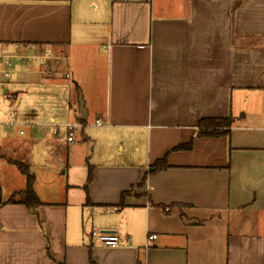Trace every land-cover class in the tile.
I'll return each instance as SVG.
<instances>
[{
  "label": "crops",
  "instance_id": "0c3cea01",
  "mask_svg": "<svg viewBox=\"0 0 264 264\" xmlns=\"http://www.w3.org/2000/svg\"><path fill=\"white\" fill-rule=\"evenodd\" d=\"M21 52L43 59L10 82H49L43 120L0 111V264H264V0H0V56ZM227 117L229 136L196 137ZM11 161L33 169L35 208L5 203L26 188Z\"/></svg>",
  "mask_w": 264,
  "mask_h": 264
},
{
  "label": "rangeland",
  "instance_id": "374dc122",
  "mask_svg": "<svg viewBox=\"0 0 264 264\" xmlns=\"http://www.w3.org/2000/svg\"><path fill=\"white\" fill-rule=\"evenodd\" d=\"M10 79L11 78L6 79V81H7L6 82V81H3L0 78V81H2L3 83L5 82V84H7V85H9V84H15V85L18 84L19 98L18 99H12V98H8V97H0V111L2 112V114L9 116L11 111H17L20 114L27 113V112H24V111L27 110V107L31 106L32 109H35V113H34V115L32 113L31 114L28 113V114H30V116L33 117V118L35 116V118L37 120H39V121L43 120L44 111H43V94H42V92H43V88L45 87L44 84L49 82V81H47L48 79H46V78L33 79V80H31V79H29V80L22 79V80H20V81H18L16 83L15 82L14 83L10 82L11 81ZM75 107H77V106H75ZM77 109H79V107H77ZM70 115L72 116V113H70ZM88 122H90L89 119L85 123H88ZM74 138H75V142H74L75 146H74V148L79 152V155H80V152L83 149L86 152H88V153L92 151V147L94 146L93 143H88L87 141L85 142V139H83V137H81L80 134L77 133V132L75 133V137ZM60 146L63 149L62 144ZM71 148L72 147H69V149H71ZM145 154H146L145 151L144 152H140V155H145ZM79 155L77 157H75V156L73 157L72 161L74 163L79 158ZM115 156H119L120 157V153H116ZM36 159L38 161H43V157H41V156L36 157ZM35 167H37V166H35ZM31 170H33V169H31ZM78 173H79V170H77V178H78V175H79ZM71 174H72V171L69 172V175L67 177L69 182L72 181ZM57 184L58 183L54 182L52 185L55 186L56 188H58ZM37 187L40 190L45 191V190H48L49 185L47 184L46 179H41V181L37 183ZM52 190H55V189H52ZM76 195H77V193H70V199L71 200L72 199L76 200Z\"/></svg>",
  "mask_w": 264,
  "mask_h": 264
},
{
  "label": "trees",
  "instance_id": "16d2710c",
  "mask_svg": "<svg viewBox=\"0 0 264 264\" xmlns=\"http://www.w3.org/2000/svg\"><path fill=\"white\" fill-rule=\"evenodd\" d=\"M234 119L232 117L227 118H202L197 122L196 128L197 133L196 137L202 138V137H223V136H229L231 127L233 126ZM193 146V142L187 144V145H181L175 148V150H182V149H191ZM12 164H14L19 172L26 177V188L24 191L16 192L11 195V197L5 202V203H17L16 197L20 196L23 198L21 202L25 204L27 207L35 208L39 204V200L34 192V182H35V175L31 171L30 166L16 161H11ZM167 167L166 157L160 160H157L153 166L150 169V172L156 173L158 171H161ZM92 179V174L90 173L86 184L84 188L87 190L88 184L90 183ZM144 183V180L141 184H139V187H142ZM129 192H124L122 194L123 200L125 196ZM3 203L2 200V193L0 190V204ZM91 264H94V262L91 260Z\"/></svg>",
  "mask_w": 264,
  "mask_h": 264
},
{
  "label": "built area",
  "instance_id": "2783aa9c",
  "mask_svg": "<svg viewBox=\"0 0 264 264\" xmlns=\"http://www.w3.org/2000/svg\"><path fill=\"white\" fill-rule=\"evenodd\" d=\"M49 58V54L46 56V59ZM36 60V61H42L43 57L42 56H38V55H30L24 52H21L18 55H12V56H7V57H3L0 56V65L5 64L6 68H3L0 70V74L2 75L3 78H9L12 75H14L15 73V66L16 64H20V63H26L28 60ZM50 73V72H49ZM51 76V73L49 74ZM54 76H58L60 75L59 72H54L53 73ZM11 122L6 124V125H2V127L6 128V127H12L14 125H16L14 123V118L15 115L11 114ZM97 125L101 126L102 122L101 121H97ZM26 124L21 125V127H25ZM67 132H68V136H67V141L69 143L73 142L74 140V130L76 129V126L71 127V126H67ZM48 130V126H37L36 127V131L37 133H43L45 131ZM20 134H24L23 129H19ZM92 237L97 239L103 246L107 247V248H118L120 246V240H119V236L117 235L116 232H107V231H93L92 232ZM156 236L152 235L149 236V239H155Z\"/></svg>",
  "mask_w": 264,
  "mask_h": 264
},
{
  "label": "water",
  "instance_id": "95a60500",
  "mask_svg": "<svg viewBox=\"0 0 264 264\" xmlns=\"http://www.w3.org/2000/svg\"><path fill=\"white\" fill-rule=\"evenodd\" d=\"M81 106H82V109H83V104H82V102H81ZM81 111H83V110H81Z\"/></svg>",
  "mask_w": 264,
  "mask_h": 264
}]
</instances>
